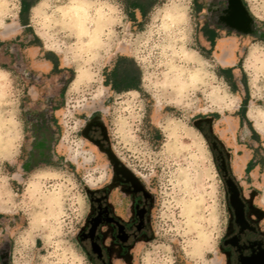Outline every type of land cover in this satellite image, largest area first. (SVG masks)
Listing matches in <instances>:
<instances>
[{
	"label": "clouds",
	"instance_id": "1",
	"mask_svg": "<svg viewBox=\"0 0 264 264\" xmlns=\"http://www.w3.org/2000/svg\"><path fill=\"white\" fill-rule=\"evenodd\" d=\"M243 2L254 26L257 20L264 23V15L254 8L264 0ZM12 6L13 0H0V13ZM127 23L124 0H36L29 20L41 38L42 50L56 54L60 67L70 68L82 87L108 66ZM137 23L143 27L132 29L129 55L141 72V91L133 92L131 99L110 98L117 108L115 122L129 128V121L139 124L145 101H150L152 111L159 109L162 116L152 124L160 135L161 154L176 167L169 174L171 200L159 217L163 230L139 256L132 253L134 264H205L207 246L222 227L223 194L219 186L205 192L204 168L188 130L198 108L223 87L218 75L221 66L197 46L193 0H153ZM237 57L248 69L251 110L264 115V40L242 45ZM24 58L23 71L0 67V249L11 245L9 264H88L70 223L84 202L68 169L58 166L54 157L53 163L30 169L19 164L31 135L24 113L45 98H55L54 87L39 86L48 74L33 66L27 50ZM247 123L258 139L238 134L237 143L248 147L251 142L254 158L257 149L264 156V131L257 129L254 120ZM259 167L264 172V165Z\"/></svg>",
	"mask_w": 264,
	"mask_h": 264
},
{
	"label": "rangeland",
	"instance_id": "2",
	"mask_svg": "<svg viewBox=\"0 0 264 264\" xmlns=\"http://www.w3.org/2000/svg\"><path fill=\"white\" fill-rule=\"evenodd\" d=\"M200 1L193 0L197 23V46L203 54L214 56L217 64L221 66L218 69V75L223 87L219 89L217 94L223 96V100L221 102L216 101L214 96L207 104L199 107L197 113L192 116L188 134L191 138V144L199 154L200 163L204 168L206 179L205 192H210L219 186L223 194L222 212L224 215L222 218V227L219 234L214 235L207 246L208 254L205 259V264H225V256L220 245L228 225L226 185L216 166L210 143L203 131L196 124L198 123L199 117L216 116V120L210 126L212 134H221L226 144H229V146L232 144V131L236 121L234 112H237L239 105H242L240 108L241 112H246L247 115L253 108V105L249 103L248 99V69L237 57V51L242 45H250L256 39L240 40L239 38L229 36L216 39L212 43L206 41L201 34L199 26L198 4H200ZM254 8L259 15H264V4L257 3L254 5ZM19 11L20 0H13L12 8L0 13V67L10 68L17 72L23 71L27 67L24 53L25 50L29 53L31 46L38 47L39 53L36 57H46V59H49L57 65L56 69L45 72L49 78L41 81L39 86L42 90L44 88H55V96L57 99L55 101L53 100L52 105L48 109L49 112H52V122L57 128L56 141L53 147L55 163L58 166H63L68 169L74 180L75 191L82 197L84 202L82 210L78 211V214L70 221L72 228L77 233L75 237L76 245L87 257L88 264H97L88 257L86 249L80 240V234L89 212V200L86 190L88 187L97 186L102 182L106 167L104 155L94 144L81 135V129L92 118L101 121L116 155L133 169L147 190L150 191L153 197L155 236L154 240L149 244L155 243L157 231H162L164 227V222L159 217L162 215L165 203L171 200V188L168 183L170 180L169 174L176 167V163L172 159L168 158L167 155L161 154L160 135L152 127L155 121L162 119L161 112L159 109L153 112L151 102L146 100L144 108L145 115L139 124L129 121V124L132 125L129 128L126 124H117L115 122L117 108L110 98L114 95H119L121 98L131 99L133 92L141 91V72L136 64L135 66L140 72L139 90L116 92L109 85L104 84V74L112 68L117 56L125 55L130 57L129 54L132 51V29L134 27L142 29L143 27L142 24L137 23L140 17L139 13L136 14V21H131L128 18L129 23L124 26V37L118 42L114 53L106 62L108 66L94 77V80L87 86H79L73 89L71 88V81L74 78V72L70 68L62 69L57 55L52 51L42 50L41 38L35 35L30 24L25 27L20 23ZM32 14L33 7L26 14L28 22ZM262 24L264 25V23ZM7 26H12L18 30L11 35H3L2 28ZM222 43L225 44V49L220 47ZM28 45L30 47H27ZM223 57H229L232 61L223 63ZM227 67L232 68V74H230L229 78L226 75H222L223 68ZM60 90L62 93L58 95ZM231 93H235V95ZM245 98H247V102L243 107ZM48 100L45 98L43 102L37 103L30 112H38L42 104ZM252 112L255 115L257 114L256 116H258L260 122L261 120L263 121L262 115L254 111ZM27 113H24L25 118ZM249 119L254 120L251 117ZM256 126L260 131H264L261 125L258 126L256 124ZM137 128L140 130L136 131ZM26 148L19 160V164L21 165L26 155ZM233 150H235L234 147ZM247 156L248 149H242L239 154L234 155V159L236 160L235 165H237L238 159H245ZM149 173H155V176L149 177ZM258 176L259 178L256 184L260 187V198L264 205V172L260 170ZM207 206L211 208L210 204ZM39 243V241H36L37 245ZM8 247L10 249L11 245H8ZM138 248L141 254L144 247L140 245Z\"/></svg>",
	"mask_w": 264,
	"mask_h": 264
},
{
	"label": "flooded vegetation",
	"instance_id": "3",
	"mask_svg": "<svg viewBox=\"0 0 264 264\" xmlns=\"http://www.w3.org/2000/svg\"><path fill=\"white\" fill-rule=\"evenodd\" d=\"M198 19L201 34L208 42L229 36L264 40V25L257 20L254 26L243 0H201ZM56 99H49L38 112L26 115L31 135L22 162L25 169L53 163L57 128L48 109ZM241 107L234 112L236 123L230 146L221 134L214 135L210 130L216 116L199 117L198 125L210 143L226 185L228 225L220 245L225 264H264V205L256 184L264 156L257 149L254 158L249 150L251 142L248 147L237 143L238 134L258 139L255 131H249L252 125L247 123L249 116L241 112ZM81 135L104 155L106 167L102 182L86 190L89 212L80 240L88 257L97 264H134L132 253L139 256L138 246L154 240L153 197L133 169L116 155L101 121L88 120ZM242 149H248V156L238 159L235 165L234 155ZM9 251L8 245L0 249V264H9Z\"/></svg>",
	"mask_w": 264,
	"mask_h": 264
},
{
	"label": "trees",
	"instance_id": "4",
	"mask_svg": "<svg viewBox=\"0 0 264 264\" xmlns=\"http://www.w3.org/2000/svg\"><path fill=\"white\" fill-rule=\"evenodd\" d=\"M35 3L36 0H20L19 20L20 23L25 27L29 25L26 14L28 13L29 9L35 5ZM124 3L126 5L128 18L131 21H136V14L139 13V15H141V13H143L146 15L152 6L153 0H124ZM136 9H139V12H135L134 10ZM212 42L213 41H211V43ZM56 68L57 65L53 63L52 69ZM222 71V75H226L227 78H229L230 74H232L231 67L223 68ZM104 75V84L109 85L110 88L116 92L139 90L140 72L135 66V62L128 56H117L112 68L108 72L106 71ZM244 101L243 107L246 105L247 98H245Z\"/></svg>",
	"mask_w": 264,
	"mask_h": 264
},
{
	"label": "bare ground",
	"instance_id": "5",
	"mask_svg": "<svg viewBox=\"0 0 264 264\" xmlns=\"http://www.w3.org/2000/svg\"><path fill=\"white\" fill-rule=\"evenodd\" d=\"M4 27V26H3ZM3 30H2V34L3 35H11V34H13V33H15L18 29L17 28H13L12 26L10 27H5V28H2ZM220 47H222V49L224 48L225 49V44L224 43H222V44H220ZM224 53V52H223ZM232 61V59L231 58H229V57H223L222 58V62L223 63H229V62H231ZM94 80V79H93ZM92 80V81H93ZM79 86H81L78 82H77V80H76V78H74V80L71 82V88H73V89H76V88H78ZM214 99L216 100V101H222L223 100V96H220V95H218V94H216L215 95V97H214ZM249 117H251L252 119H254V121H256V124L258 125V126H260L261 125V122H260V120H259V118H258V116H256L255 114H253V112L252 111H250L249 112ZM262 118H263V121H264V115H262ZM262 121V120H261Z\"/></svg>",
	"mask_w": 264,
	"mask_h": 264
},
{
	"label": "crops",
	"instance_id": "6",
	"mask_svg": "<svg viewBox=\"0 0 264 264\" xmlns=\"http://www.w3.org/2000/svg\"><path fill=\"white\" fill-rule=\"evenodd\" d=\"M31 49L29 50V54L32 57L33 60V66L39 71V72H49L53 68V63L49 59H38L37 54L39 53L38 47L31 46ZM236 123V121H235Z\"/></svg>",
	"mask_w": 264,
	"mask_h": 264
},
{
	"label": "water",
	"instance_id": "7",
	"mask_svg": "<svg viewBox=\"0 0 264 264\" xmlns=\"http://www.w3.org/2000/svg\"><path fill=\"white\" fill-rule=\"evenodd\" d=\"M196 126L199 128V125H198V123L196 124ZM200 129V128H199Z\"/></svg>",
	"mask_w": 264,
	"mask_h": 264
}]
</instances>
